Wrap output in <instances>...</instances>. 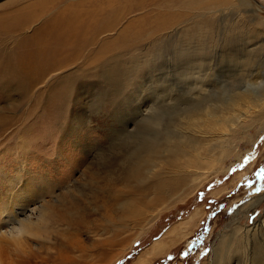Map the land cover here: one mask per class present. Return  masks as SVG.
I'll use <instances>...</instances> for the list:
<instances>
[{
  "label": "rangeland",
  "instance_id": "1",
  "mask_svg": "<svg viewBox=\"0 0 264 264\" xmlns=\"http://www.w3.org/2000/svg\"><path fill=\"white\" fill-rule=\"evenodd\" d=\"M41 1L29 27L0 33V61L56 18L82 40L40 81L0 83V186L36 177L59 218L32 254L0 246L2 263L264 264V0H0V13ZM243 92L255 104L220 129Z\"/></svg>",
  "mask_w": 264,
  "mask_h": 264
},
{
  "label": "bare ground",
  "instance_id": "2",
  "mask_svg": "<svg viewBox=\"0 0 264 264\" xmlns=\"http://www.w3.org/2000/svg\"><path fill=\"white\" fill-rule=\"evenodd\" d=\"M49 4L46 2L42 3L41 1L39 4L27 5L25 7L21 6L13 11H6L5 9L4 12L0 13V33L13 34L14 32H22L33 22L38 9L43 10L45 13L47 11L45 9L48 8ZM63 21L57 20L56 18L55 22L51 21L46 27L41 25L32 35H24L18 39L16 41V47H20L21 49L18 52L14 51V54L0 61V83H15V86L17 84L23 88L36 83V81H40L38 79L47 72H50V70H57L66 66L63 64V60L68 55L71 57L77 53L82 38L78 37V39H75L76 34H73L78 25H66ZM99 22L101 24V21ZM90 34L92 35V33ZM68 83L73 84L71 77L67 79L66 84L62 83V86L68 89ZM247 84L249 87L258 85L257 80H249ZM261 100L263 99L259 101ZM254 104V101L246 97L245 92L238 94L236 98L229 101V111L227 113L221 112L222 114H226L227 117L221 120L220 129L227 131V127L231 126L230 123L235 122L241 117V111L245 110L246 113L250 112ZM210 116L214 117L215 113L212 112ZM191 117H193L192 121H194V114ZM6 178L9 184L6 187L4 186L5 188H2V185L0 186V246L10 251L12 249V252L13 250H19L22 253L32 254L34 247L43 246L45 242L50 243L52 239L51 231H53L52 226L59 218L58 213L56 214V209H53L49 203L50 200L44 198L46 194L45 184L43 185L38 182L36 177L35 179L26 177L23 182L17 177L14 179L12 176L9 177L7 175ZM19 181L22 182L20 187L18 186ZM52 190L54 189L52 188ZM0 264H3L1 258Z\"/></svg>",
  "mask_w": 264,
  "mask_h": 264
},
{
  "label": "snow or ice",
  "instance_id": "3",
  "mask_svg": "<svg viewBox=\"0 0 264 264\" xmlns=\"http://www.w3.org/2000/svg\"><path fill=\"white\" fill-rule=\"evenodd\" d=\"M185 255H187V253H185Z\"/></svg>",
  "mask_w": 264,
  "mask_h": 264
}]
</instances>
